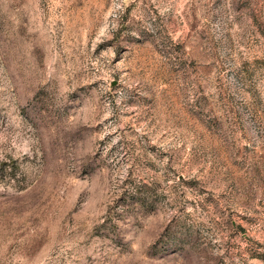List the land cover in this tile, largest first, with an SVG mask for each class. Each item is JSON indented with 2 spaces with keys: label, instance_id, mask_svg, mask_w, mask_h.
Returning <instances> with one entry per match:
<instances>
[{
  "label": "rangeland",
  "instance_id": "obj_1",
  "mask_svg": "<svg viewBox=\"0 0 264 264\" xmlns=\"http://www.w3.org/2000/svg\"><path fill=\"white\" fill-rule=\"evenodd\" d=\"M0 264H264V0H0Z\"/></svg>",
  "mask_w": 264,
  "mask_h": 264
}]
</instances>
